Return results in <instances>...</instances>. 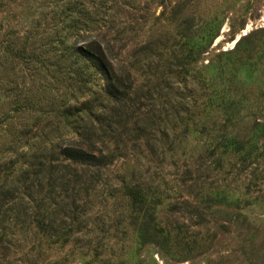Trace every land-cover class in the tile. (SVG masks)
Listing matches in <instances>:
<instances>
[{
    "label": "rangeland",
    "instance_id": "374dc122",
    "mask_svg": "<svg viewBox=\"0 0 264 264\" xmlns=\"http://www.w3.org/2000/svg\"><path fill=\"white\" fill-rule=\"evenodd\" d=\"M87 35L131 79L111 133ZM87 135L111 164L78 230L45 236L37 163ZM19 209L0 264H264V0H0V213Z\"/></svg>",
    "mask_w": 264,
    "mask_h": 264
},
{
    "label": "trees",
    "instance_id": "16d2710c",
    "mask_svg": "<svg viewBox=\"0 0 264 264\" xmlns=\"http://www.w3.org/2000/svg\"><path fill=\"white\" fill-rule=\"evenodd\" d=\"M82 41H88L80 45L75 49V53L85 58L90 67L94 68L95 71L99 72L104 77V87L106 95L118 105V108H121L122 111L118 110L113 111L111 116L106 117V122L104 127L111 133L109 126L115 122L113 119L117 120L118 117L124 116L126 114V107L128 101V95L131 90V79L130 75L120 67H113L107 54H109V48L106 46L104 49H101L102 42L97 37L92 36H82L80 37ZM102 125V124H101ZM119 136L122 137V133H119ZM91 136L87 135L82 141H67L66 143L56 146L55 150H50L47 157L40 159L37 163L38 170L35 173V179L37 184L35 186L40 188L43 182H46L47 189L42 201L50 202L54 206L55 212L61 215L59 219H48L47 223L44 224L42 221L45 220L46 215L40 218V214L32 215L35 227L42 230V234L48 237H61L70 232V230L62 231L64 227L69 226V224L74 223V230H78V226L81 220V212L83 211V206L87 203L83 202L82 196L89 197L91 191L94 190V186L98 181L100 175V170L105 169L111 164V156L103 153L100 148L94 144L91 140ZM49 161H46L48 160ZM92 170L94 173H89ZM95 174V175H94ZM58 189V194L56 196L57 200H54L52 197L55 194H52L53 191ZM41 189V188H40ZM26 197L29 202H33L31 197L32 193L38 194L40 191L37 189L34 190V186L29 184L25 187ZM70 191V194H65ZM141 192L135 191V187H126V191L123 193L126 197L131 199L139 198ZM7 193L5 192L4 196ZM64 195V196H63ZM71 198L69 202H66L65 199ZM38 203V202H37ZM82 203V205H80ZM40 207V206H35ZM9 213V210H7ZM25 211L14 210V216L9 217L0 213V231H4L5 228H1V223L4 221H12L15 225H23L25 221H22V214ZM5 216L8 218L5 219ZM24 219V218H23ZM68 220V222H66ZM19 223V224H17ZM58 223V224H57ZM16 226V227H17ZM68 232V233H69ZM11 235V234H10ZM5 240L0 239V243H3Z\"/></svg>",
    "mask_w": 264,
    "mask_h": 264
}]
</instances>
